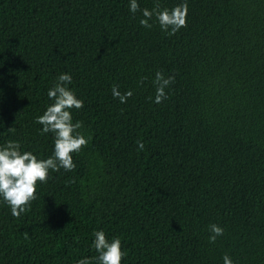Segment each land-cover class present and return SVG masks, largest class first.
<instances>
[{"label": "trees", "instance_id": "obj_1", "mask_svg": "<svg viewBox=\"0 0 264 264\" xmlns=\"http://www.w3.org/2000/svg\"><path fill=\"white\" fill-rule=\"evenodd\" d=\"M139 16L127 0H0V143L50 154L34 118L65 71L92 137L20 218L0 203V264H75L98 228L121 238L122 264H264V0H188L172 35ZM156 71L175 77L159 104ZM112 84L133 95L119 103Z\"/></svg>", "mask_w": 264, "mask_h": 264}, {"label": "clouds", "instance_id": "obj_2", "mask_svg": "<svg viewBox=\"0 0 264 264\" xmlns=\"http://www.w3.org/2000/svg\"><path fill=\"white\" fill-rule=\"evenodd\" d=\"M128 11L135 16L139 12L138 23L151 29L153 25L169 35L175 34L187 24L188 0H179L171 7L163 6L159 0L151 8L141 7L139 0H127ZM145 78L141 77L140 82ZM173 75L165 76L161 71L153 75L154 95L151 101L159 104L168 98ZM73 77L69 72H60L45 89L48 103L41 114L35 116L34 123L39 125L40 134H51L52 147L46 157L39 156L30 149L22 148L20 140L6 139L0 143V203L13 218H20L36 199L39 185L45 184L50 174L63 170L71 172L76 168L74 154L88 146L92 137L80 131L82 124L74 120V110L84 107V100L77 95ZM113 99L124 104L133 95L132 89L120 91L118 84L110 85ZM11 131V128L8 129ZM138 151L144 150V142L136 141ZM208 241L213 243L224 234V229L216 223L208 225ZM89 248L94 256H80L75 264H122L126 259V250L118 235L107 236L103 228L94 229L90 234ZM223 264H235L228 254L221 257Z\"/></svg>", "mask_w": 264, "mask_h": 264}]
</instances>
